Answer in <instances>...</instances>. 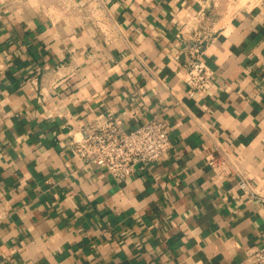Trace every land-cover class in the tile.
Segmentation results:
<instances>
[{"label": "crops", "instance_id": "obj_1", "mask_svg": "<svg viewBox=\"0 0 264 264\" xmlns=\"http://www.w3.org/2000/svg\"><path fill=\"white\" fill-rule=\"evenodd\" d=\"M61 5L0 0V264H252L264 245V0ZM202 7L212 77L191 95L177 34ZM107 111L126 131L159 118L171 150L122 183L73 157L66 144Z\"/></svg>", "mask_w": 264, "mask_h": 264}, {"label": "built area", "instance_id": "obj_2", "mask_svg": "<svg viewBox=\"0 0 264 264\" xmlns=\"http://www.w3.org/2000/svg\"><path fill=\"white\" fill-rule=\"evenodd\" d=\"M212 1L218 5L223 0ZM85 3L79 1L80 5ZM212 30L206 7H202L177 34L180 41L177 58H184L183 80L191 95L205 93L212 77L211 70L203 61ZM66 146L73 157L85 164L103 167L115 181L122 183L135 173L137 167L158 161L171 150L172 142L168 127L159 118L135 130L126 131L123 115L107 111L96 114L72 136ZM207 162L216 176L226 172L223 162L213 158H208ZM239 187L251 198L254 197L248 182L241 181ZM249 261L252 264H264V245L250 252Z\"/></svg>", "mask_w": 264, "mask_h": 264}, {"label": "rangeland", "instance_id": "obj_3", "mask_svg": "<svg viewBox=\"0 0 264 264\" xmlns=\"http://www.w3.org/2000/svg\"><path fill=\"white\" fill-rule=\"evenodd\" d=\"M47 3H52L55 5L62 6L61 4L63 3V0H45Z\"/></svg>", "mask_w": 264, "mask_h": 264}]
</instances>
